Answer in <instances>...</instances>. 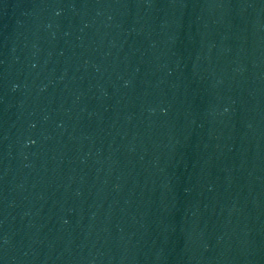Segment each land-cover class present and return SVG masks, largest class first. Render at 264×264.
Segmentation results:
<instances>
[{
    "label": "water",
    "instance_id": "1",
    "mask_svg": "<svg viewBox=\"0 0 264 264\" xmlns=\"http://www.w3.org/2000/svg\"><path fill=\"white\" fill-rule=\"evenodd\" d=\"M0 264H264V0H0Z\"/></svg>",
    "mask_w": 264,
    "mask_h": 264
}]
</instances>
